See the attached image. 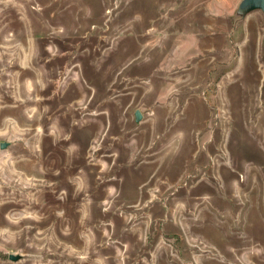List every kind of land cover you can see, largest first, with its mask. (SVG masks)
I'll return each instance as SVG.
<instances>
[{"label": "rangeland", "instance_id": "rangeland-1", "mask_svg": "<svg viewBox=\"0 0 264 264\" xmlns=\"http://www.w3.org/2000/svg\"><path fill=\"white\" fill-rule=\"evenodd\" d=\"M241 2L0 0V264H264Z\"/></svg>", "mask_w": 264, "mask_h": 264}, {"label": "water", "instance_id": "water-1", "mask_svg": "<svg viewBox=\"0 0 264 264\" xmlns=\"http://www.w3.org/2000/svg\"><path fill=\"white\" fill-rule=\"evenodd\" d=\"M256 10L261 11L262 14L264 15V0H242V2L240 3L237 9V14L242 17H245L252 11H256ZM140 119H141V113L140 111H137L136 120L138 121ZM0 146L2 149L6 148L5 144H1ZM9 258L13 261H16L18 259V257L14 255H10Z\"/></svg>", "mask_w": 264, "mask_h": 264}]
</instances>
